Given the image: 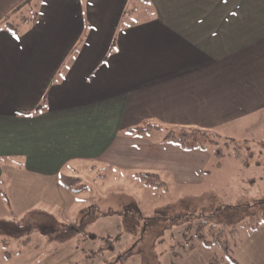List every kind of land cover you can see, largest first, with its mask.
<instances>
[{"label":"crops","instance_id":"obj_1","mask_svg":"<svg viewBox=\"0 0 264 264\" xmlns=\"http://www.w3.org/2000/svg\"><path fill=\"white\" fill-rule=\"evenodd\" d=\"M262 119L264 0H0L2 212L14 207L10 200L17 206L56 193L58 211L41 208L60 221L70 211L68 222L76 223L87 189H66L61 175L90 178L82 204L92 201L96 181L100 198L115 190L123 195L117 199L133 197L147 187L138 171L165 183L169 175L196 183L212 161L223 167L239 158L183 148L168 132L234 134L235 123V135H245L262 128ZM148 124L159 127L135 129ZM114 169L129 171L127 189ZM98 199L92 203L100 206ZM115 204L125 202L105 209L119 211ZM238 236L237 262L264 264V223ZM53 242L33 247L25 264H74L82 257L77 240ZM180 246L167 264H208L218 252L193 237Z\"/></svg>","mask_w":264,"mask_h":264},{"label":"rangeland","instance_id":"obj_2","mask_svg":"<svg viewBox=\"0 0 264 264\" xmlns=\"http://www.w3.org/2000/svg\"><path fill=\"white\" fill-rule=\"evenodd\" d=\"M135 5L139 9L138 4L136 3ZM262 123V128L259 130L256 129V131L255 128H252L245 135H239L240 132L235 135L238 131L235 123L230 125L234 126V134L221 131L222 139L234 138L241 144L242 149L238 154L239 160L232 159V161L228 162L229 164H225L223 167H221L223 164L222 161H212L211 164L213 166L207 170L210 173L204 170L203 178L196 183L175 182L172 180L171 175H169L171 174L170 172L169 174L167 173L169 177L166 178L165 186L147 185L146 189H140L131 198L124 196V199H117L123 196L120 194L122 191L118 193L115 190L113 193H108L107 196L103 195L100 198V194L96 192V185L98 183L96 181L93 187L94 189L90 193L92 201H97L99 197L98 201L103 208L108 207L107 205H113V202L119 203L123 201L125 204L123 206H121L122 204H115L121 210L118 211L116 209L114 213L100 214L95 221L89 223L87 226H82L78 230L74 238L79 240L77 249L81 251L82 257L77 258L75 261L81 264H162L164 260L163 264H167L169 259L165 261V258L170 256L169 252L179 251L181 248L180 245L185 242L182 233L194 234L195 228L200 221V215L202 213L200 210L203 209L202 211L204 212V210L209 211L208 209L214 206L236 203L244 195H263L264 119H262ZM256 133L259 136L254 135ZM257 138L259 141L261 140L260 144L256 143ZM231 150L235 149L231 148ZM240 158L241 160H246L247 164L241 163ZM231 170L235 171L231 172ZM120 172L118 173L117 169H114L113 175L114 177L115 174L116 177H124V180L121 179L118 185L120 189H127L129 171ZM14 175H16V172ZM85 184L88 185V188L79 196L81 202L78 207L88 205V203H82L89 199L90 178H87ZM40 197H29V200H21L17 206L16 200H10V204L15 205L14 207H10L7 213L2 212L0 207V216L6 215L9 216L8 218L15 217L17 219L22 217L20 220L25 222L21 223H32L42 220V223L47 224L34 228L30 233V241L26 244L23 243L24 245L21 244L23 237H12L0 234V264H25L24 260L31 257L33 247L42 244L43 248L46 249L54 244L53 241H48L45 238V233L42 228H51L53 224L52 220L42 216L39 210L35 214H24V211H29L32 207H49L50 210L48 211H53V213H56L60 208L61 198L59 194L50 193L49 197ZM141 197H143L142 200L139 199ZM160 209H163L162 212L166 216L173 212L177 214L174 213L170 217H158L153 224V230L152 226L148 225L146 229L148 236L145 238V241H138L137 246L140 249L136 248L132 233L139 234L142 232L144 222L153 221L155 213ZM180 212H185L186 214ZM91 213L92 210L89 209L83 213V218H90ZM124 214L127 223L123 221ZM58 217L61 220L73 222L71 219H73L74 214L66 211L65 214H59ZM78 217L80 220V214ZM158 219L159 222L161 221L163 223V228L161 229L163 233L159 238L155 237V231L162 226V224H158ZM136 223H139V226L135 231L133 229ZM233 226L237 229L238 235L241 228H246L239 222H234ZM238 235L237 238L239 237ZM74 238L69 240L68 243L75 241ZM132 247L133 249L136 248L132 250L133 253L124 255ZM90 251H94L95 253L85 255V253H89ZM118 258H123V260L118 261Z\"/></svg>","mask_w":264,"mask_h":264},{"label":"trees","instance_id":"obj_3","mask_svg":"<svg viewBox=\"0 0 264 264\" xmlns=\"http://www.w3.org/2000/svg\"><path fill=\"white\" fill-rule=\"evenodd\" d=\"M24 1L26 2V0ZM4 25L8 28L15 26L11 22H5ZM36 110L37 108H35L33 111H24L23 113H35ZM148 127L158 128L159 125L148 124L144 128L136 127L135 129H137V132H141L143 129ZM166 136L171 137L179 146L183 148L208 150L209 152H211L215 159H219L226 155H235L239 158L238 154L242 149L241 144H239L236 140L230 138L222 139V136L220 134L214 133L212 131H207L198 127L181 128L176 133L168 132ZM231 148H234L235 150H231ZM240 161L243 164H247L246 160H241L240 158ZM136 176L141 182L146 184V186H165V182L158 177L157 173L148 171H138L136 173ZM60 181L63 187L73 192H80L88 188L85 183H82L80 181V178H77L73 175H61ZM89 209L92 210L91 217L83 218V213H85ZM163 209H160L155 213V218L153 219V221L150 220L151 222H144L142 232H140L139 234L132 233L136 248H139L137 246L138 241H145V238L148 236L146 234V229L148 225L152 226L153 230V224L158 217H170L174 213L177 214L176 212H173L166 216L162 212ZM38 210L39 213H42V216H45L53 222L51 228L49 229H45L44 227H42L43 232L45 233V238L48 241H56L57 243H61V245L63 242H67L73 237H75V235L78 233V230H80L82 226H87L89 223H92L99 217L100 214H109L116 212V210L111 211L110 209H103L97 203H91L80 209V220L78 219L76 223L57 220L52 214L42 208L30 209L29 211H27L26 214H35ZM202 210H200L202 213L200 215V221L195 228L194 234L190 236V234L183 232L182 234L184 239L188 240L193 237L203 245L215 246L217 248L218 252L209 258L208 264H220L223 260H229L233 264H239L233 255L234 248L238 242V231L233 226V223L239 222L243 225V227H246L249 230H254L261 224H263L264 194L256 196L244 195L242 196L240 201H237L236 203L225 204L222 206H214L211 209H208L209 211L204 210L203 212ZM185 212L180 213L186 214ZM123 221L124 223H127L125 221V214L123 215ZM21 222L25 221L0 216V234L12 237H23V239L21 240V244L24 245L30 241V233L34 228L39 227L41 225H47L45 223H42V220L34 221L32 223ZM158 224H162L161 228L155 231V237L159 238L163 233V231H161V229L163 228V223L161 221L159 222L158 219ZM138 226L139 223L134 224L133 230L136 231ZM77 241L79 240L77 239ZM78 244L79 243L76 242L77 246ZM56 245L58 246L60 244ZM139 245L140 247H142L141 244ZM135 249H133V247L130 248L124 255H129L130 253H133L132 250ZM94 253V251H90L89 253H85V255H92ZM120 260H123V258H118V261ZM74 264L81 263L75 262Z\"/></svg>","mask_w":264,"mask_h":264}]
</instances>
